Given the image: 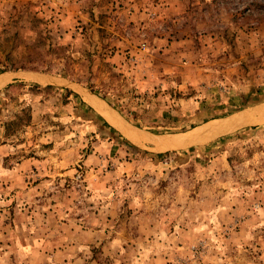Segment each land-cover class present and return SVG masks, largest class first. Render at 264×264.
<instances>
[{
    "label": "rangeland",
    "instance_id": "obj_1",
    "mask_svg": "<svg viewBox=\"0 0 264 264\" xmlns=\"http://www.w3.org/2000/svg\"><path fill=\"white\" fill-rule=\"evenodd\" d=\"M16 69L156 134L208 132L264 101V0H0ZM108 121L67 87L0 92V264H264V120L174 151Z\"/></svg>",
    "mask_w": 264,
    "mask_h": 264
},
{
    "label": "water",
    "instance_id": "obj_2",
    "mask_svg": "<svg viewBox=\"0 0 264 264\" xmlns=\"http://www.w3.org/2000/svg\"><path fill=\"white\" fill-rule=\"evenodd\" d=\"M3 73L6 74L0 77V92L4 89V87L9 85L10 83L23 79L33 80L46 85L67 87L73 90L74 92H76L77 94H79L82 98L88 100L92 104L94 109L98 112V114L101 115L105 120H107V118L103 114V110L95 107L94 101L100 102V104L103 105L104 108H106V110L111 112L116 117L118 122L124 125L125 128H128L131 131H135L138 134H143L147 136L148 139L145 140V143L143 144H150L154 146L153 143L154 140H162V141L166 140L169 142H175L176 144L177 143L179 144L177 146H167L163 149H160L165 151L185 150L192 146L206 144L220 136L226 135L228 133H231L239 129L245 126L246 124H256L264 120V101H260L258 103L245 106L239 110L232 112L230 117H228L223 121L218 122L220 123V126H218L219 129L214 132H207L206 130V128L208 127L207 126L202 132L189 134L185 138H179L175 134H159V133L156 134L154 132L144 130L138 127L137 125L131 123L119 111H117L114 107H112L106 100H104L103 98H101L100 96H98L96 93L92 92L85 86L77 82L71 81L64 76L47 73L39 70H31V69H16V70L5 71ZM116 128L125 135L122 129L118 127Z\"/></svg>",
    "mask_w": 264,
    "mask_h": 264
},
{
    "label": "bare ground",
    "instance_id": "obj_3",
    "mask_svg": "<svg viewBox=\"0 0 264 264\" xmlns=\"http://www.w3.org/2000/svg\"><path fill=\"white\" fill-rule=\"evenodd\" d=\"M94 105L98 109L103 110V114L105 115L107 120H109L113 125L118 126V128L125 129L124 131H125L126 135L129 137V139H132V140H134L136 142H139L140 144H142V142L145 141V138L148 139L147 136H145L143 134H138L135 131H131L128 128H125L124 125H122L120 122H118L116 117L111 112H108V110H106V108H104V106L100 104V102L94 101ZM218 126H220V124L219 125H211V128L208 129V132L217 131L219 129ZM165 141H162V140L154 141V145H155L156 149L160 150V149H163V148H165L167 146H177V145H179L178 143L176 144L175 142H169V141L165 142Z\"/></svg>",
    "mask_w": 264,
    "mask_h": 264
},
{
    "label": "trees",
    "instance_id": "obj_4",
    "mask_svg": "<svg viewBox=\"0 0 264 264\" xmlns=\"http://www.w3.org/2000/svg\"><path fill=\"white\" fill-rule=\"evenodd\" d=\"M261 100H263V99H259L258 101H255L254 103H256V102H260ZM251 104H253V103H251ZM125 117V116H124ZM126 119H128L127 117H125ZM29 118H27V120H28ZM129 120V119H128ZM194 126H196V125H198V123L197 124H193ZM193 125H190V128L191 127H193Z\"/></svg>",
    "mask_w": 264,
    "mask_h": 264
},
{
    "label": "crops",
    "instance_id": "obj_5",
    "mask_svg": "<svg viewBox=\"0 0 264 264\" xmlns=\"http://www.w3.org/2000/svg\"><path fill=\"white\" fill-rule=\"evenodd\" d=\"M5 74H6V73H3V72L0 73V77H1V76H4ZM7 86H8V85H7ZM7 86H6V87H7ZM6 87H4V88H6Z\"/></svg>",
    "mask_w": 264,
    "mask_h": 264
}]
</instances>
